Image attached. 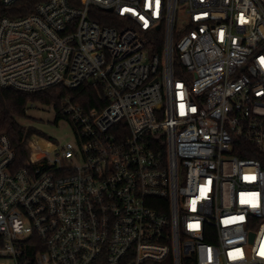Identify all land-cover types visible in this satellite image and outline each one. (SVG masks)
Instances as JSON below:
<instances>
[{
	"label": "built area",
	"instance_id": "built-area-1",
	"mask_svg": "<svg viewBox=\"0 0 264 264\" xmlns=\"http://www.w3.org/2000/svg\"><path fill=\"white\" fill-rule=\"evenodd\" d=\"M86 83L108 104L62 98L73 141L35 135L19 166L0 137V264H264V0H46L1 19V87Z\"/></svg>",
	"mask_w": 264,
	"mask_h": 264
},
{
	"label": "trees",
	"instance_id": "trees-1",
	"mask_svg": "<svg viewBox=\"0 0 264 264\" xmlns=\"http://www.w3.org/2000/svg\"><path fill=\"white\" fill-rule=\"evenodd\" d=\"M46 0H20L11 7L4 6L0 2V21L3 17L17 18L27 16L35 11V8L41 2ZM90 20L99 22L101 25L121 28L124 21L113 13L98 9L95 6L90 7ZM182 33H176L175 40L181 37ZM151 49L155 52H161L164 47L165 34L163 28L155 30L149 34ZM175 71L179 75L181 65L178 60V53L175 51ZM67 95H71L74 102L78 103L83 109H102L107 106L108 100L105 97V91L102 85L86 83L77 91H67L61 87L51 88L41 92H22L13 88H4L0 86V137L7 136L17 154V163L22 166L28 156L27 141L33 136H39L48 140V137L37 126L24 121L28 120V108L30 104L41 103L43 105L53 106L56 110V122L65 120L61 114V100ZM242 157L246 155L240 154Z\"/></svg>",
	"mask_w": 264,
	"mask_h": 264
},
{
	"label": "rangeland",
	"instance_id": "rangeland-1",
	"mask_svg": "<svg viewBox=\"0 0 264 264\" xmlns=\"http://www.w3.org/2000/svg\"><path fill=\"white\" fill-rule=\"evenodd\" d=\"M183 5L178 8L177 22L180 24L183 20ZM28 120L25 123L33 124L42 130L51 140L55 141L60 147L74 140V133L70 124L66 120L56 122V110L53 106L43 105L41 103L30 104L28 111ZM43 145V142H42ZM51 149V148H50Z\"/></svg>",
	"mask_w": 264,
	"mask_h": 264
},
{
	"label": "water",
	"instance_id": "water-1",
	"mask_svg": "<svg viewBox=\"0 0 264 264\" xmlns=\"http://www.w3.org/2000/svg\"><path fill=\"white\" fill-rule=\"evenodd\" d=\"M111 11V10H110Z\"/></svg>",
	"mask_w": 264,
	"mask_h": 264
}]
</instances>
